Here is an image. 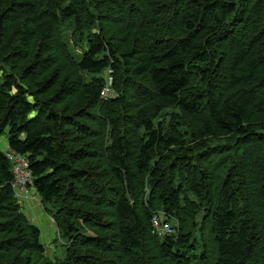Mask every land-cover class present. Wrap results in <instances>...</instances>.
I'll use <instances>...</instances> for the list:
<instances>
[{
  "label": "trees",
  "instance_id": "1",
  "mask_svg": "<svg viewBox=\"0 0 264 264\" xmlns=\"http://www.w3.org/2000/svg\"><path fill=\"white\" fill-rule=\"evenodd\" d=\"M138 1L23 0L0 15V63L46 33L88 76L43 98L53 60L37 50L23 71L34 90L0 78V139L28 158L67 240L63 257L46 256L0 148V264H264V0ZM78 85L93 109L57 110ZM80 137L94 142L77 148ZM161 215L173 234L154 231Z\"/></svg>",
  "mask_w": 264,
  "mask_h": 264
},
{
  "label": "rangeland",
  "instance_id": "2",
  "mask_svg": "<svg viewBox=\"0 0 264 264\" xmlns=\"http://www.w3.org/2000/svg\"><path fill=\"white\" fill-rule=\"evenodd\" d=\"M20 1H23V0H0V15L3 12L8 13L9 7L14 5V3L20 2ZM137 2L139 1L136 0V3ZM109 25L111 26V28H109L108 30H122L120 28L124 27L126 23L125 22L121 24L109 23ZM9 30L10 32L7 34V39H6L7 42L9 44L17 43V46H19V42L17 41V38L15 34L13 33V30H16L15 23L11 24ZM49 30H51L53 33L56 34L55 30H61V28L58 27L57 25H54L53 27H50ZM108 34L109 36H112L111 31H108ZM45 38H46V33L40 34L30 50L31 55H28V57L17 58L16 63H14V60H15L14 57L12 59H10L9 57L7 59L2 58L3 63H0V78L3 75L4 71L12 72L14 74L16 72L23 79V81L26 84H29L30 87L34 90L35 85L33 84V82L29 79L23 78V71H24V68L28 67L34 61L35 56L38 57L37 53L35 52L39 50V53L42 56L41 58H45L49 56L53 60L52 66H50V68L48 69H44L45 71L42 70L39 73V78L37 79L38 81H42L44 79H51L50 82H51L52 89L49 90L47 93H45L42 96L43 98L51 97L54 93H56V90L61 86L62 82H64V84L66 85L70 81L72 82L76 81L78 83L81 81V79L84 81L88 79V76L86 75L83 76V73H81L79 70L75 69L74 67L68 64L65 58V55L60 48V44H58V41H56V39H58L57 35L51 36L49 40ZM39 41L41 42L38 44ZM34 53H35V56H34ZM64 77H66V79L68 80H65ZM103 78L105 80L107 79L112 86L113 77L109 69L104 73ZM77 87H78V91L74 93L73 95H71L70 97H65L64 94L57 96L56 101L58 102V104L55 106L57 110L62 111L65 114V112L66 113H70L74 111L77 112L83 108L87 110L93 109L94 107L92 103L93 101L87 102L86 100L88 98L86 99L85 98L86 96L82 95V91L79 85ZM105 87H109V86L105 85ZM162 119L167 120V126L169 128L171 117L165 116ZM88 124H92V123L89 122ZM100 129L103 130L102 128ZM6 137L7 136H3L0 139V148L2 150H5L7 148V138ZM80 140H83V141H80ZM91 141H93V139H89V138L81 139L80 137L76 143V147L78 148L83 143L91 142ZM94 147H96L95 143H94ZM225 157H226L225 154L219 157L217 159L218 162L221 163L225 159ZM92 161L93 160L91 159H86L84 163L87 164L88 162H92ZM21 212L31 223H33L34 225L38 226L41 229L42 231L41 242L46 249V256L49 258H56L57 256L63 257L65 254V250L63 249V246H65L67 242V240L65 239V236L63 235L64 232L62 230L60 231V229L55 224L54 219L49 215V213H47L46 210L43 209L41 199H39L38 196H33L32 198L24 200L21 204ZM160 219L162 221H165L162 215L160 216ZM202 219L203 217L200 214L197 219L199 225ZM199 229L200 228H198V230ZM196 237L198 238L200 249H203L204 245L202 243L201 234L197 233ZM198 252H200V250Z\"/></svg>",
  "mask_w": 264,
  "mask_h": 264
},
{
  "label": "built area",
  "instance_id": "3",
  "mask_svg": "<svg viewBox=\"0 0 264 264\" xmlns=\"http://www.w3.org/2000/svg\"><path fill=\"white\" fill-rule=\"evenodd\" d=\"M114 96L115 94L112 92L110 86L103 88V98L109 99ZM5 153L13 168L14 180L12 182V188L15 193V198L21 206L24 200L32 198L33 196H38L33 186L30 163L26 156L12 151L8 147L6 148ZM152 225L154 231L160 235H171L174 233L172 225L167 221H162L159 216L153 217Z\"/></svg>",
  "mask_w": 264,
  "mask_h": 264
},
{
  "label": "crops",
  "instance_id": "4",
  "mask_svg": "<svg viewBox=\"0 0 264 264\" xmlns=\"http://www.w3.org/2000/svg\"><path fill=\"white\" fill-rule=\"evenodd\" d=\"M7 146H8V144H7Z\"/></svg>",
  "mask_w": 264,
  "mask_h": 264
}]
</instances>
